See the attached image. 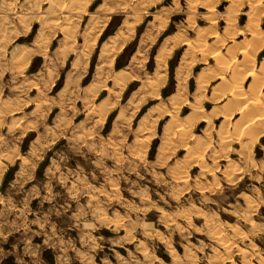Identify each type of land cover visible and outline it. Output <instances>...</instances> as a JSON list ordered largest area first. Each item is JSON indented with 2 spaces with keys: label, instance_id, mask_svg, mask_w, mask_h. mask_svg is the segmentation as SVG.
Here are the masks:
<instances>
[{
  "label": "rangeland",
  "instance_id": "374dc122",
  "mask_svg": "<svg viewBox=\"0 0 264 264\" xmlns=\"http://www.w3.org/2000/svg\"><path fill=\"white\" fill-rule=\"evenodd\" d=\"M235 1L0 0V264H264V136L243 129L238 53L264 0ZM177 31L203 55L170 50ZM224 43L238 63L209 84Z\"/></svg>",
  "mask_w": 264,
  "mask_h": 264
},
{
  "label": "bare ground",
  "instance_id": "6f19581e",
  "mask_svg": "<svg viewBox=\"0 0 264 264\" xmlns=\"http://www.w3.org/2000/svg\"><path fill=\"white\" fill-rule=\"evenodd\" d=\"M243 1V0H242ZM235 2H237V0L235 1ZM239 2H241V0H239L238 1V3ZM237 3V4H238ZM242 4V3H241ZM238 5H240V4H238ZM257 5V4H256ZM255 5V6H256ZM101 7H99V10H101L100 9ZM234 10V9H233ZM233 15V14H232ZM38 18H39V16H38ZM42 18V17H41ZM232 18V17H231ZM213 19V18H212ZM229 20V19H228ZM233 20H235V19H233ZM232 25V24H231ZM252 25V24H251ZM256 25V24H255ZM254 25V26H255ZM96 28V27H95ZM231 29V28H230ZM68 34V33H67ZM201 40V39H200ZM224 40V39H223ZM113 41V40H112ZM226 41V40H225ZM224 41V42H225ZM247 42V44L241 49V51L239 52L240 53V55L242 54V56H243V65L242 66H244L243 68L245 69V71H247V75H245V76H247V77H250V78H253V83H252V87L250 86V88L251 89H254V91H256V94H252L254 97L253 98H251V99H249V100H247L245 103H244V101H242L244 104H243V108L245 109V110H248V114H250V116L251 117H249V119L251 118V119H253V120H251L250 122H247V124H246V126L243 128V129H245V130H248L249 132H250V134L249 135H251L250 137L251 138H254L257 134L256 133H258L259 135H260V137L261 136H264V132H261V133H259L258 131L259 130H261V128H264V124L262 123V122H264V121H261V122H255L256 120H259V119H262L263 118V116H264V90H263V88H262V86H264L263 85V79H264V70L263 71H261L262 70V68L259 70L260 71V73H262V75L259 73H257V71H256V69L254 68V66L252 65L253 63H252V61L254 62V58H253V55L255 54V52L256 51H258V48L259 47H261V46H263L264 45V31L262 32H260L258 29H252L251 30V32H250V38L246 41ZM245 42V43H246ZM114 43V42H113ZM86 44V43H85ZM200 44V45H199ZM198 45H199V50L200 51H202L203 49H205V43H199ZM228 44V43H227ZM221 45H223V46H221ZM220 46H218L216 49H214V51H213V56H211V57H213L220 65H219V71L221 70V73H220V79L222 80V81H224L225 79H226V73L225 72H227V71H229L228 69H230V68H232L233 66H234V63H238V57H237V54H235V52H232L231 51V49L228 47V45H226V43H224V44H221ZM111 46H113L114 47V45L113 44H110L109 42H104L103 44H102V48H103V52L101 53V55H100V58H104L105 57V55H115L116 53H117V49H114L113 48V50H111L110 49V52H108L107 51V48H110ZM260 49V48H259ZM105 50H106V52H105ZM109 50V49H108ZM111 51H113L112 53H111ZM199 51V52H200ZM205 51V50H204ZM234 51V50H233ZM197 52H198V50H197ZM66 53V52H65ZM86 53V52H85ZM202 53V52H201ZM200 53V54H201ZM205 53V52H204ZM29 54V53H28ZM31 54H32V52H31ZM202 55H203V53H202ZM110 56V57H111ZM241 57V56H240ZM105 61V60H104ZM222 63V64H221ZM263 64V63H262ZM216 65V64H215ZM237 65H239V64H237ZM264 65V64H263ZM263 65H261V66H263ZM217 67V66H216ZM218 68V67H217ZM240 68V67H239ZM101 69V68H100ZM238 69V68H237ZM247 69V70H246ZM216 70V69H215ZM212 69H211V74H212ZM218 71V70H217ZM216 71V72H217ZM237 71H239V70H235L234 72H233V75L232 76H230V78H232V80H231V82L229 83V82H225V85L226 86H224V84L222 85V87L224 88H222L221 86V88L223 89V90H225L226 88H227V91L225 90L224 92H225V94L227 93V95H232V100H236V103H233V106L234 105H236L237 104V102L239 101V99H246L245 97L246 96H243V95H245L244 93H241V92H239L238 93V90H240L239 89V86L240 87H242L241 85H239V83H238V81H237V79L236 78H238L237 77V74H236V72ZM208 73H210V72H208ZM218 74V73H217ZM230 75V74H229ZM241 75V74H240ZM119 79H117V82L121 85V86H123L124 84H125V82H126V80H128L127 78V76L125 75V74H123L122 72H120V73H118V76H117ZM212 77H214V76H211V78ZM216 77V76H215ZM218 77V76H217ZM122 79V80H121ZM209 79V78H208ZM213 80V79H212ZM207 81V80H206ZM227 81V80H226ZM242 81V80H241ZM217 82V81H216ZM160 83H161V81H160ZM208 83V82H207ZM219 84H222V82H220ZM241 84V83H240ZM154 86V85H153ZM159 88V83L158 84H156L155 86H154V90H156L157 91V89ZM221 89V90H222ZM220 90V89H219ZM220 92H223V91H219V95H218V98H219V96H221V93ZM237 93H238V95H241L240 96V98L238 97V95H237ZM155 94V93H154ZM216 94V93H215ZM224 95V94H223ZM247 95V94H246ZM252 95H250V96H252ZM216 96H217V94H216ZM214 97V96H213ZM224 97H225V95H224ZM221 98V97H220ZM226 98V97H225ZM169 99H171V101H173L174 102V100H176L177 99V93L176 94H173ZM219 100V99H218ZM229 100V99H228ZM231 100V99H230ZM106 101V100H105ZM226 103H227V101H226ZM229 103H231L232 104V102H229ZM102 105V104H101ZM103 106V105H102ZM226 106H229V109H232V108H230V104H228V105H226ZM238 106H239V104H238ZM106 107V106H105ZM222 108H224L223 107V104H222V106H221ZM220 107V108H221ZM217 108V107H216ZM225 108H228V107H225ZM224 108V109H225ZM219 109V108H218ZM227 110L228 112H226V113H229V111H230V114H231V110ZM226 110V109H225ZM242 110V109H241ZM149 112V111H148ZM221 112V111H220ZM225 112V111H224ZM226 113H224V115H226ZM103 114V113H102ZM213 114V113H212ZM216 115V114H215ZM195 117V116H194ZM202 117V116H201ZM188 118H190V117H188ZM255 119V120H254ZM241 120V119H240ZM144 121V120H143ZM249 121V120H248ZM240 122H242V121H240ZM14 124V123H13ZM171 124V123H170ZM20 125V124H19ZM141 125V124H140ZM173 125H175L174 123H173ZM237 126V125H236ZM19 128V127H18ZM15 129V128H14ZM17 129V128H16ZM263 131H264V129H262ZM247 131V132H248ZM233 132V131H232ZM183 133V132H182ZM235 133V132H234ZM184 134V133H183ZM186 134V133H185ZM258 136V135H257ZM226 137H228V136H226ZM231 137V136H230ZM234 139V138H233ZM229 140V139H228ZM251 140V139H250ZM163 143V142H162ZM15 145V144H14ZM14 147V146H13ZM12 148V147H11ZM18 149V148H17ZM16 149V150H17ZM9 151H10V148H9ZM17 151H19V150H17ZM16 151V152H17ZM11 153V152H10ZM14 153V152H13ZM13 155V154H12ZM7 157V156H6ZM30 157V156H29ZM22 159H23V157H22ZM29 159V158H28ZM31 159V158H30ZM23 161V160H22ZM28 161V160H27ZM31 161V160H30ZM24 163L26 164L27 162H25V160H24ZM27 165V164H26ZM228 246V245H227Z\"/></svg>",
  "mask_w": 264,
  "mask_h": 264
},
{
  "label": "crops",
  "instance_id": "0c3cea01",
  "mask_svg": "<svg viewBox=\"0 0 264 264\" xmlns=\"http://www.w3.org/2000/svg\"><path fill=\"white\" fill-rule=\"evenodd\" d=\"M157 17H160L159 15H157ZM210 26H214V25H212V24H210ZM166 27V24L165 23H159V25H158V29L156 30L159 34H160V32L162 31V30H164V28ZM215 27V26H214ZM219 32V31H218ZM220 33V32H219ZM221 34V33H220ZM240 34H241V32H240ZM184 36V33L183 32H174V33H172V34H170V35H168L166 38H167V40H169L171 43H170V46H169V49L171 50V49H175L176 47H179L180 45H182V46H184L185 48H186V50L188 49V50H191V51H193V53H195V54H197L199 57H201V55H202V51H200L199 49H198V47H197V45H198V43H196V47H195V45H193V46H190V40H189V38H183L182 40L180 39V37L179 36ZM250 35V34H249ZM212 36H214V34H211V35H209V36H207L206 37V40H207V42L209 43V44H214L215 43V41H216V38L215 39H213V37ZM179 37V38H178ZM165 38V39H166ZM250 38V36H248L246 39H249ZM211 39V40H210ZM245 40L244 39H241L240 41H238V42H240L239 44L240 45H242V44H244L245 42H244ZM226 42L227 43H229V44H231L232 42H233V44H231V46L232 45H235L234 44V38H228L227 40H226ZM215 45H218V44H215ZM239 46V45H238ZM215 47V46H214ZM197 50H198V52H197ZM200 51V52H199ZM212 53H211V55L209 56V57H205L204 58V61H203V63H205L204 65H205V67H204V69H205V71H206V75H205V82H209V84L211 83V82H214V81H217V80H220L221 81V79L219 78L220 77V73H221V70L219 71V63L213 58V57H211V56H213V51H211ZM201 53V54H200ZM239 53V52H238ZM239 55H240V53H239ZM182 59H183V57H182ZM186 61H187V63H191L192 61H193V59L192 58H187L186 59ZM256 62H257V60H256ZM216 64V65H215ZM218 68H217V67ZM190 67H187L186 68V70L187 69H189ZM211 69L213 70V71H217L215 74H211V73H208V72H211ZM216 69V70H215ZM212 71V72H213ZM214 73V72H213ZM218 73V74H217ZM226 74V76H227V74H228V72H225ZM210 75V76H209ZM211 76H214V77H212L211 78ZM216 76V77H215ZM218 76V77H217ZM209 78V79H208ZM213 79V80H212ZM207 80V81H206ZM252 83H253V80H252ZM227 96V93L225 94V97ZM225 97H223L224 99H225ZM222 98V99H223ZM264 132V131H263Z\"/></svg>",
  "mask_w": 264,
  "mask_h": 264
},
{
  "label": "trees",
  "instance_id": "16d2710c",
  "mask_svg": "<svg viewBox=\"0 0 264 264\" xmlns=\"http://www.w3.org/2000/svg\"><path fill=\"white\" fill-rule=\"evenodd\" d=\"M103 37H104V34H103ZM116 67L121 68L122 67L121 63L118 62Z\"/></svg>",
  "mask_w": 264,
  "mask_h": 264
}]
</instances>
